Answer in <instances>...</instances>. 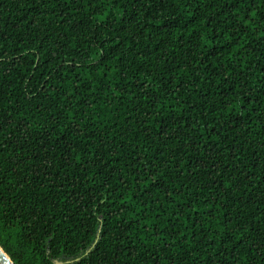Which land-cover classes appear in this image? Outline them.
Wrapping results in <instances>:
<instances>
[{"label": "trees", "instance_id": "16d2710c", "mask_svg": "<svg viewBox=\"0 0 264 264\" xmlns=\"http://www.w3.org/2000/svg\"><path fill=\"white\" fill-rule=\"evenodd\" d=\"M0 245L264 264V0H0Z\"/></svg>", "mask_w": 264, "mask_h": 264}, {"label": "water", "instance_id": "95a60500", "mask_svg": "<svg viewBox=\"0 0 264 264\" xmlns=\"http://www.w3.org/2000/svg\"><path fill=\"white\" fill-rule=\"evenodd\" d=\"M0 264H15L11 259L10 255L3 249L0 245ZM55 264H59V262H55Z\"/></svg>", "mask_w": 264, "mask_h": 264}]
</instances>
